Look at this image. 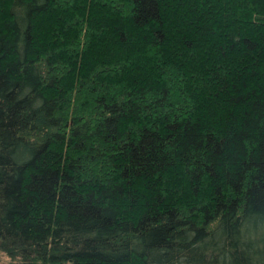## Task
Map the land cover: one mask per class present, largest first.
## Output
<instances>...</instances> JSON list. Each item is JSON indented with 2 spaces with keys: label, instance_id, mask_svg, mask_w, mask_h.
<instances>
[{
  "label": "trees",
  "instance_id": "obj_1",
  "mask_svg": "<svg viewBox=\"0 0 264 264\" xmlns=\"http://www.w3.org/2000/svg\"><path fill=\"white\" fill-rule=\"evenodd\" d=\"M0 251L264 264V0H0Z\"/></svg>",
  "mask_w": 264,
  "mask_h": 264
},
{
  "label": "rangeland",
  "instance_id": "obj_2",
  "mask_svg": "<svg viewBox=\"0 0 264 264\" xmlns=\"http://www.w3.org/2000/svg\"><path fill=\"white\" fill-rule=\"evenodd\" d=\"M0 264H20L17 260H12L0 251Z\"/></svg>",
  "mask_w": 264,
  "mask_h": 264
}]
</instances>
